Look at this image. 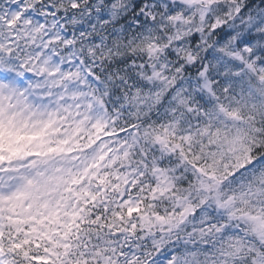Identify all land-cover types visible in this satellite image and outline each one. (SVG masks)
<instances>
[{
  "label": "snow or ice",
  "instance_id": "obj_1",
  "mask_svg": "<svg viewBox=\"0 0 264 264\" xmlns=\"http://www.w3.org/2000/svg\"><path fill=\"white\" fill-rule=\"evenodd\" d=\"M0 264H264V0H0Z\"/></svg>",
  "mask_w": 264,
  "mask_h": 264
}]
</instances>
